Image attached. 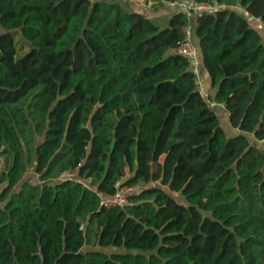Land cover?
Instances as JSON below:
<instances>
[{"label": "trees", "instance_id": "1", "mask_svg": "<svg viewBox=\"0 0 264 264\" xmlns=\"http://www.w3.org/2000/svg\"><path fill=\"white\" fill-rule=\"evenodd\" d=\"M197 1L216 6L194 26L210 96L183 11L0 0V264H218L228 235L264 264V0ZM118 183L142 187L102 205Z\"/></svg>", "mask_w": 264, "mask_h": 264}, {"label": "built area", "instance_id": "2", "mask_svg": "<svg viewBox=\"0 0 264 264\" xmlns=\"http://www.w3.org/2000/svg\"><path fill=\"white\" fill-rule=\"evenodd\" d=\"M169 3L172 6L177 7L179 11L188 14L189 19L192 14L213 11L216 8V6H213L212 4L202 3L197 0H176ZM178 52L185 55L190 60L193 70L199 75L202 66V53L194 35L193 25H189L187 28L185 41L179 47ZM73 174L75 173H66L65 177H74L71 176ZM117 187V192L112 197L104 199L102 205L107 207L117 204L124 205L127 202V194L140 190L142 185L136 184L133 186L121 187L118 183Z\"/></svg>", "mask_w": 264, "mask_h": 264}, {"label": "crops", "instance_id": "3", "mask_svg": "<svg viewBox=\"0 0 264 264\" xmlns=\"http://www.w3.org/2000/svg\"><path fill=\"white\" fill-rule=\"evenodd\" d=\"M121 2L125 7L131 11L140 12L146 15L148 18L152 19L157 25L165 27L168 25V22L173 14L179 12V9L175 6H172L169 2H161V3H152L148 2V0H117ZM240 11L246 13V10L243 8H239ZM246 16L248 14L246 13ZM251 24L261 33L264 41V25L263 22L258 18L249 17ZM190 21L193 26H196V15L192 14L190 17ZM199 78V87L202 93L205 96L214 95L216 89L211 85V79L209 73L205 66L202 64L200 69ZM212 108L215 107H223L222 104H217L214 102H210ZM225 109V108H224Z\"/></svg>", "mask_w": 264, "mask_h": 264}, {"label": "rangeland", "instance_id": "4", "mask_svg": "<svg viewBox=\"0 0 264 264\" xmlns=\"http://www.w3.org/2000/svg\"><path fill=\"white\" fill-rule=\"evenodd\" d=\"M239 8H242L241 6ZM217 114L220 118L221 124L223 125L224 129L226 130L229 136L235 134V130L231 127L229 123L228 113L223 107H215ZM261 145L264 147V143L262 142ZM7 165L6 157L0 155V170L3 169ZM71 176H76L73 174ZM26 179L37 182L38 175L35 171V168H30ZM172 194L181 201H184V198L179 193ZM238 252V240L235 239L233 235H228L220 240L218 251H217V258L218 264H239V258L237 256Z\"/></svg>", "mask_w": 264, "mask_h": 264}]
</instances>
